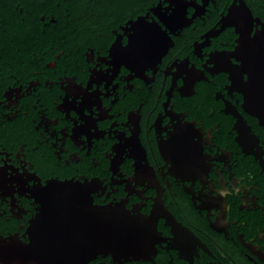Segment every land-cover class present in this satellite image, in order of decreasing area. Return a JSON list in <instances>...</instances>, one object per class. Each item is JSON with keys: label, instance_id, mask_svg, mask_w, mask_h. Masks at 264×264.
I'll return each mask as SVG.
<instances>
[{"label": "flooded vegetation", "instance_id": "1", "mask_svg": "<svg viewBox=\"0 0 264 264\" xmlns=\"http://www.w3.org/2000/svg\"><path fill=\"white\" fill-rule=\"evenodd\" d=\"M173 2L177 5L175 15L179 20L178 26L184 28L178 29L175 34L170 33L171 41H167V46L162 51L149 34L140 35L138 37L140 44L136 50V55L124 59L127 66L140 78L137 77L128 82V88H124V81H121V88H124V99L120 104L123 110L117 117V121L123 127L124 120L128 116V110H134V113H129L128 117V131L132 129L134 131L132 139L127 141H125L123 133H116L115 135L122 142L133 146L131 156L136 160L135 183H145V185L148 183L150 187L154 188H150L144 193L145 200L143 203L145 207L142 203L135 205L133 209L135 215H133L125 207L128 200L119 201L124 196V190L122 184L114 179L112 183L115 184L116 191L113 193V199L119 203L109 205L121 210L122 214L131 220L134 228L143 232L145 237L141 245L136 248L121 247L113 252L96 253L88 257L84 264H88L92 259L95 260L91 261L90 264H264V149L258 146L259 142L264 145V124H261L259 117L247 110L254 109L251 108L250 103L252 96L256 93L247 89L242 79L243 74L246 73L249 77L250 72L254 73L253 70L258 69V64L264 63V34L257 33L256 38L250 40L247 38L246 30L238 26L237 31L241 35L236 42L238 46L235 52H216L210 56V63H214V68L211 70L213 73H229L232 86L227 88L228 93L240 91L243 94L244 104L242 107L246 113L239 105L228 102H225V112L221 110L220 100L223 99L227 85V81L224 79L217 80L214 78L212 84L201 89L199 96L202 103L193 98L183 97L193 94V80L205 78L202 72L195 69L190 71L188 78L185 79V86L181 89L182 96L173 93V102L177 109L185 108L189 115L202 116L207 108L214 107L217 115L202 121V126L213 132L212 142L207 150L214 153L212 168L203 177V182L193 184L191 181L182 180L180 177H172L164 171L166 162H174L175 170L170 169L169 171L173 175L183 176L185 179H192V174L196 171L191 137L177 130L175 137L169 133L168 142L163 139L158 142V137L163 131L161 128L163 117L158 118L154 124L156 112L159 111L157 101L164 99V90L168 88V80L163 75L164 66L161 64L159 66L160 73L151 83L150 72H146L144 75L146 62L152 60L158 63V56L166 52L167 47L172 45L173 47L170 48L165 62L180 56L191 58V55H196L201 57L202 48L207 46L216 49H230L235 46V37L230 35V30L222 32L224 28L230 23H234L235 17L239 13L248 16L249 27L247 30H250L251 20L248 9L242 3L239 8L233 4L229 9V15L223 16L232 0H216L215 4L211 0H196V3L195 0H192L191 4L185 3L184 0H173ZM246 2L254 19L259 18L256 28H264V0H246ZM189 6L193 7V9L188 10L191 20L186 18V9ZM135 10L138 9L135 8ZM152 11L162 20L164 19L159 7ZM116 21L117 19H107L96 23H92V21L81 22L79 24L81 35L77 37V41L83 43L87 40L92 43L97 40V32L103 28V39L111 42L112 38L108 36L107 26H114ZM118 47L119 41L110 50V55L116 57ZM72 48L73 46L69 47L67 51L61 48L67 58L71 57ZM81 50H84L83 47ZM92 56L93 52L90 51L87 55L89 62L92 60ZM54 57L47 61H52ZM232 57L241 61L242 66H233L230 63ZM101 62H104L102 58ZM188 64V59H185L182 64L174 62L173 67H177L178 70L174 75L173 88H175V76H178L181 70H186ZM48 67L55 68V64H49ZM9 71L13 70L5 69L6 73ZM118 71L119 62L116 63V72ZM153 71H155L154 65ZM261 71L264 72V68ZM166 74H171V68ZM97 75L93 71L92 82H96ZM127 79L131 80L132 77ZM10 83L11 81L6 80L5 87H8ZM38 83L30 84L29 91L37 87ZM60 83L61 87L65 84L68 85V88L65 89L68 95H73L74 92L79 95L82 91L75 85V78L64 79ZM46 86L53 87L52 92L56 87L54 81L47 82ZM90 87L91 82L89 83ZM218 89L220 91L216 99L214 94L217 93ZM13 95L19 97L21 90L10 89L6 93L10 104H15V101L12 100ZM96 95L98 96L99 93ZM167 95L171 98L172 92L169 91ZM88 99L89 97L85 94V104L76 110L80 112L82 119L88 120L90 127H95L94 120L83 116V108ZM47 102L49 104L55 103V96H48ZM96 103L98 105L99 101L97 100ZM141 104L143 107H138ZM72 107L74 105H70L65 100L59 110L67 111ZM154 108L156 111H153ZM165 108H167V104H165ZM99 111V119L107 117L104 109L100 108ZM168 115L173 120L177 119L173 112H168ZM217 120L219 121L217 128L212 129L211 124L216 123ZM50 123L56 122L51 121ZM154 128L156 132L153 130ZM17 131V129L5 128L6 145L14 142ZM73 132L71 138L79 146L81 144L79 136L82 133H87L88 130L75 128ZM63 135L67 136V130H64ZM94 135L96 138H102L105 133L97 130ZM195 135L199 136L200 133L197 131ZM88 138L91 144L92 134H89ZM110 146L111 141L106 137L98 145L94 142L95 161L86 155L80 160V153L71 144L64 154L74 153L71 157V164L66 161L61 164L54 155L50 154V150L42 152L37 156V159L42 167L49 169L50 175L57 172L64 176L71 175V168L77 167L79 162L84 167L91 166L94 171L103 169L104 177L108 178L104 180V184L109 186V171L114 176L119 174V164L122 163L119 155L113 158L115 153L105 152V149H109ZM113 151L120 153L123 148L117 145ZM33 155L37 154L33 153ZM132 158L126 159L120 169V174L124 180H127L133 173V167L128 166ZM12 162L14 163V161ZM96 164H99V169H96ZM109 165H111L110 169ZM12 171L15 172L16 170L12 169ZM25 175H28L27 172ZM28 179L36 181L39 185V177L31 175L28 176ZM85 182L88 184L90 193L102 184L98 179H93L90 184L86 180ZM40 191L41 189L37 186L35 191L31 192L35 204L39 205L37 214L32 202L26 198L19 196L13 200L0 198V235H2L0 237V264H22L14 261L11 263L8 260V255L12 251L22 249L25 245L23 241L31 240L33 231L41 234L45 230H57L53 227L54 223L47 219L50 214L44 212L46 209L45 199L40 195ZM126 191L129 195L135 191L131 180L128 181ZM0 193L10 194L11 189L4 186L0 188ZM23 194L24 192L21 191V195ZM135 194L138 197L130 198L129 205L133 204L134 199H139V197L143 199L142 192H135ZM97 199L103 202L104 197L97 196ZM209 199L211 204L205 206V202ZM149 209H153L150 216L141 214ZM157 243L161 244L154 247Z\"/></svg>", "mask_w": 264, "mask_h": 264}, {"label": "snow or ice", "instance_id": "2", "mask_svg": "<svg viewBox=\"0 0 264 264\" xmlns=\"http://www.w3.org/2000/svg\"><path fill=\"white\" fill-rule=\"evenodd\" d=\"M81 2L94 3L95 0H81ZM122 2H127V0H122ZM132 2L142 6V10L126 17H118L117 21L114 22V26H107L108 36L112 38L111 42H107L103 39L102 34L104 29L101 28L97 32V40L92 43H89L87 40L83 41V43L77 42L73 45L70 58H67L64 50L61 49V51L55 54L52 61H44L42 58H38L35 53H32L31 56H29L26 49L17 47L14 59L17 65H24V67L7 73L5 72L6 62L2 44L4 38V24L3 21L0 20V188L7 186L11 189L10 194L0 193V198H11L12 200L17 196L26 198L32 202L37 214V208L39 205L35 204L34 198L31 196V192L35 191L37 186L40 189H47L48 181L50 180H59L61 182L76 181L80 185H84L85 180L90 184L93 179H98L102 182L101 186L90 193L93 206L106 207L109 204L119 203V201L127 199L128 203L125 207L127 211L133 215H135L133 212L135 205L142 203L145 207V204L143 203L145 200L144 193L154 187H150L148 183L147 185H145V183H135L136 160L131 156L133 146L122 142L115 135L116 133H123L125 141H127L132 139L134 131V129L128 131L129 113H134V110H128V116L124 120L123 127H121L117 121V117L123 110L120 102L124 99V88H128V82L139 77L127 66L124 59L136 55V50L140 44L138 38L140 35L145 33L149 34L156 44L160 46L162 51L163 48L167 46V41H171L170 33L175 34L178 29L184 27L181 28L178 26L179 20L175 15L177 5L173 0H132ZM184 2L191 4L192 0H184ZM211 2L215 4L216 0H211ZM241 3L250 13V30H247L249 27L248 16L239 13L235 17V22L230 23L222 31L230 30V35L235 37L234 47L230 49H216L207 46L202 48L201 57L190 54L191 58H189V56L173 57L171 61L165 62V58L168 56L170 48L173 47L172 45L171 47H167L166 52H163L162 55L158 56V63L152 60L146 62L147 66L144 75L146 72H150L152 77V79H150L152 81L151 83L154 82L156 76L160 73L161 69L159 66L161 64L164 66L163 75L166 76L168 80V88L164 90V99L162 101H157L159 111L156 112L154 124L158 118L163 117L161 120V128L163 131H161L160 136L158 137V142L160 139L168 142L169 133H172L173 137H175L177 135V130L181 133L188 134L191 137V145L196 167L195 173L192 174V179H185L183 176L173 175L169 170H175L174 162L165 161L166 167L164 168V171L172 177H180L182 180L191 181L193 184L203 182V177L207 175L212 168L214 153L207 149L208 146L211 145L213 132L209 128L203 127L202 121L214 118L217 115V111L214 107H209L202 116L189 115L187 109H177L176 104L173 102V93L182 96L181 89L185 86V79L188 78L189 72L195 69L196 71L202 72L205 78L193 80V94L183 97L193 98L197 102L202 103V99L199 96L201 89L212 84L214 78L217 80L224 79L227 81V85L223 99L220 100L221 110H225V102L239 105L243 110V94L240 91H233L229 94L227 91V88L232 86V81L229 79V73H213L211 70L214 68V63H210V56L213 53L235 52L236 47L238 46L236 42L240 39L241 35V33L237 31L238 26L246 30L247 38L250 40L255 39L257 33L264 34V28H256L259 18L254 19L252 11L249 10V7L247 6L246 0H232V3L228 5V10L223 13V16L227 17L229 15V9L233 4L239 8ZM158 7L161 9V15L164 17L163 20L152 11ZM189 9H193V7H187L186 18L191 20L188 15ZM41 19H43V17H41ZM141 21L143 22L141 23ZM165 21H167V23H165ZM96 22V20L92 21V23ZM169 25H172V27H169ZM117 41H119L117 56L113 57L110 55V50L117 44ZM82 47L84 49L83 51L81 50ZM90 51L93 52V56L92 60L89 62L87 55ZM101 58L104 62H101ZM185 59L189 60V64L187 65L186 70H181L180 74L175 76V88H173L174 75L178 70L177 67H173V64L174 62L182 64ZM26 60H30V63L25 64ZM117 62H119L118 72H116ZM230 63L235 67L242 66V62L236 60L234 57L230 59ZM49 64H55V68H49ZM31 65H43V67H31ZM153 65L155 71H153ZM170 68L171 74H166ZM93 71L98 74L96 82H92ZM114 72L115 75H113ZM130 76L132 79L128 80L127 78ZM72 78H75V85L82 89L79 95H76L75 92L73 95H68L65 91V89L68 88L67 84L61 87L60 82L62 80H71ZM242 79L244 82H247L248 75L246 73L243 74ZM6 80L11 81L8 87H5ZM50 81L55 82L56 87L54 92L51 91L53 87H45L47 82ZM121 81H124V88H121ZM34 82H39L38 86L29 91V85ZM90 82L91 87L89 88ZM10 89L21 90V95L19 97L15 95L12 97L15 104H10L9 99L6 97V93ZM169 91L172 92L171 98L167 95ZM219 91L220 90L218 89L217 93L214 94V98L217 97ZM97 93H99L98 96L96 95ZM85 94H87L89 99L86 106L83 108V116L88 117L90 120H94L95 127H90L88 120L82 119L80 112L76 110L80 108L82 104H85ZM50 95L55 96L56 102L53 104L47 102V97ZM65 100H67L70 105H74V107L69 108L67 111H60L59 107ZM97 100L99 101L98 105L96 103ZM165 104H167V108H165ZM138 107L142 108L143 105L141 104ZM89 108L91 109L90 111ZM100 108L104 109L107 113V117L104 119H99ZM153 111H156V109L154 108ZM168 112L175 113L177 119L173 120L168 115ZM243 112L246 113L244 110ZM51 121H55L56 123H50ZM218 124L219 121L217 120L216 123L211 124V128H217ZM113 125H115V127H113ZM6 127L18 130L14 142L7 145L4 138ZM75 128L88 130L87 133H82L79 136V140L81 141L79 146H77L71 138L74 134L73 130ZM64 130H67V136L63 135ZM97 130L103 131L105 135L102 138H96L94 134ZM153 130L156 132L155 128ZM197 131L200 133L199 136L195 135ZM89 134H92L93 136L91 144L88 138ZM105 137L111 141L110 148L105 149V152L115 153L112 157L115 158L119 155L122 160V163L119 164V174L114 176L113 173L109 171V186H105L104 184V180L108 178L104 177L103 169L94 171L91 166L84 167L80 165L79 162L77 163V167L71 168V175L64 176L60 172L50 175L49 169L42 167L37 159V156L42 154V152L50 150V154L54 155L61 164L64 161L71 164V157L74 153L64 155L67 152L69 144H71L74 145L75 150L80 153V160L86 155L87 157H90L92 161H95L94 142L98 145ZM117 145H120L121 148H123L122 152L116 153L113 151V148ZM258 146L261 149H264V145L260 142ZM33 153H36L37 155H33ZM18 155L19 158H17ZM128 158H132L128 166L133 167L134 170L129 178L124 180L120 174V169ZM12 161H14V163ZM95 167L96 169L100 168L99 164H96ZM108 167L110 169L111 165ZM12 169H15L16 171L13 172ZM25 172H27L28 175H25ZM31 175L39 177V185H37L36 181L28 179V176ZM154 175L156 176L155 173ZM114 179L122 184L124 190V196L121 197L119 201L113 199V193L116 191V188L114 187L115 184L112 183ZM129 180L133 182L135 188V191L131 195L126 191ZM250 187H252V185H250ZM21 191L24 192L23 195H21ZM135 192H142L143 199L140 197L139 199H134L133 204L129 205L130 198L138 197ZM97 196L104 197L103 202L98 200ZM210 204V199L205 202V206H209ZM152 211L153 209H149L147 212L141 214L144 216H150ZM156 231L158 232L157 227ZM0 237H2V235H0ZM23 243L28 245L30 244V240L23 241ZM161 243L155 244L154 247ZM94 260L95 259L90 260L88 264Z\"/></svg>", "mask_w": 264, "mask_h": 264}, {"label": "water", "instance_id": "3", "mask_svg": "<svg viewBox=\"0 0 264 264\" xmlns=\"http://www.w3.org/2000/svg\"><path fill=\"white\" fill-rule=\"evenodd\" d=\"M136 39V38H134ZM255 66V65H254ZM250 72L245 86L256 94L251 108L264 124V63ZM261 68V69H260ZM48 220L55 231L34 232L30 244L9 253L11 263L22 264H84L88 257L118 248H136L144 233L134 228L122 211L110 205L93 206L88 184L76 181L50 180L47 189H41Z\"/></svg>", "mask_w": 264, "mask_h": 264}, {"label": "trees", "instance_id": "4", "mask_svg": "<svg viewBox=\"0 0 264 264\" xmlns=\"http://www.w3.org/2000/svg\"><path fill=\"white\" fill-rule=\"evenodd\" d=\"M140 10L142 6L132 0H95L94 3L81 0H0L5 69L16 71L24 67L17 65L14 59L17 47L26 49L29 56L35 53L38 58L47 61L61 48L67 51L79 42L77 37L81 35V22L116 20ZM29 63L30 60L25 61V64Z\"/></svg>", "mask_w": 264, "mask_h": 264}, {"label": "bare ground", "instance_id": "5", "mask_svg": "<svg viewBox=\"0 0 264 264\" xmlns=\"http://www.w3.org/2000/svg\"><path fill=\"white\" fill-rule=\"evenodd\" d=\"M119 208V207H118Z\"/></svg>", "mask_w": 264, "mask_h": 264}]
</instances>
